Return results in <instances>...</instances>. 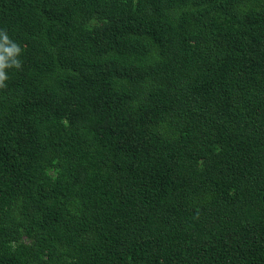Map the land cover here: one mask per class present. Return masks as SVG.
<instances>
[{
  "label": "trees",
  "instance_id": "16d2710c",
  "mask_svg": "<svg viewBox=\"0 0 264 264\" xmlns=\"http://www.w3.org/2000/svg\"><path fill=\"white\" fill-rule=\"evenodd\" d=\"M0 264H264V0H0Z\"/></svg>",
  "mask_w": 264,
  "mask_h": 264
},
{
  "label": "clouds",
  "instance_id": "9594fccd",
  "mask_svg": "<svg viewBox=\"0 0 264 264\" xmlns=\"http://www.w3.org/2000/svg\"><path fill=\"white\" fill-rule=\"evenodd\" d=\"M22 52V47L10 38L7 31L0 30V90L7 87L8 71L22 69Z\"/></svg>",
  "mask_w": 264,
  "mask_h": 264
}]
</instances>
